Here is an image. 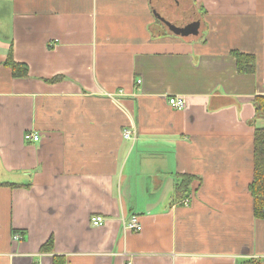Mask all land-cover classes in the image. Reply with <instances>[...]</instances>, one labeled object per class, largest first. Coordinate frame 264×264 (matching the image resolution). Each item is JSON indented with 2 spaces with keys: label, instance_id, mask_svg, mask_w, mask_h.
I'll list each match as a JSON object with an SVG mask.
<instances>
[{
  "label": "crops",
  "instance_id": "obj_1",
  "mask_svg": "<svg viewBox=\"0 0 264 264\" xmlns=\"http://www.w3.org/2000/svg\"><path fill=\"white\" fill-rule=\"evenodd\" d=\"M159 4L196 34L150 0H0V264H264L248 190L264 0Z\"/></svg>",
  "mask_w": 264,
  "mask_h": 264
},
{
  "label": "trees",
  "instance_id": "obj_2",
  "mask_svg": "<svg viewBox=\"0 0 264 264\" xmlns=\"http://www.w3.org/2000/svg\"><path fill=\"white\" fill-rule=\"evenodd\" d=\"M231 54L235 58L238 74L254 73L256 63L254 55L242 54L236 51H232ZM8 65H10L13 74L16 76L19 71H23L22 75L26 73L23 65L11 61ZM254 112L255 119H264V97L254 100ZM182 178L181 182L175 185V193L179 201L184 197L192 182L191 177L183 176ZM248 190L252 198L254 217L264 219V129H255L253 133V178ZM51 245L52 243L49 241L42 247V250H49Z\"/></svg>",
  "mask_w": 264,
  "mask_h": 264
},
{
  "label": "built area",
  "instance_id": "obj_3",
  "mask_svg": "<svg viewBox=\"0 0 264 264\" xmlns=\"http://www.w3.org/2000/svg\"><path fill=\"white\" fill-rule=\"evenodd\" d=\"M140 84V82H138ZM167 105L170 109L174 110V111H182L185 109V101L183 98L180 97H171L168 98L167 100ZM135 134V133H133ZM132 136V132L130 130H125L123 133V137L124 139H130ZM28 139H30V141H32L33 143H38L40 141V137L37 134H31L27 136ZM189 202V199H185L182 201V204L184 206H187ZM104 223L103 218L101 217H95L92 218L91 220V224L94 227H99ZM125 229L129 230V231H135V232H140L141 231V225L139 224L137 217L132 216L128 222L125 223ZM13 240L14 241H19V236L18 235H14L13 236Z\"/></svg>",
  "mask_w": 264,
  "mask_h": 264
},
{
  "label": "water",
  "instance_id": "obj_4",
  "mask_svg": "<svg viewBox=\"0 0 264 264\" xmlns=\"http://www.w3.org/2000/svg\"><path fill=\"white\" fill-rule=\"evenodd\" d=\"M150 7L155 11L156 15L159 16V19L164 21L165 25L171 32H173L174 35L183 37L196 34V29L198 28V24L196 22L192 24L184 23L181 26L183 29L179 31V25L170 21V11H166L165 9L161 8L159 0H150Z\"/></svg>",
  "mask_w": 264,
  "mask_h": 264
},
{
  "label": "rangeland",
  "instance_id": "obj_5",
  "mask_svg": "<svg viewBox=\"0 0 264 264\" xmlns=\"http://www.w3.org/2000/svg\"><path fill=\"white\" fill-rule=\"evenodd\" d=\"M181 14H182L181 11L178 13V15H180V16H178V15L176 14V16L179 17V20H178V22L176 23L177 25L180 26V27L178 26V28H179L178 30H179V31H181V30L183 29V28L181 27V26H182V20H180V18H181ZM185 23L192 24V23H195V22H194V21H192V22H187V21H185Z\"/></svg>",
  "mask_w": 264,
  "mask_h": 264
},
{
  "label": "flooded vegetation",
  "instance_id": "obj_6",
  "mask_svg": "<svg viewBox=\"0 0 264 264\" xmlns=\"http://www.w3.org/2000/svg\"><path fill=\"white\" fill-rule=\"evenodd\" d=\"M188 3V2H187ZM188 5V4H187Z\"/></svg>",
  "mask_w": 264,
  "mask_h": 264
}]
</instances>
